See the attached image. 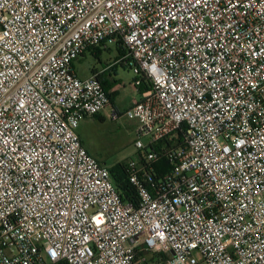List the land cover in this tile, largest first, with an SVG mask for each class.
Wrapping results in <instances>:
<instances>
[{
    "label": "built area",
    "instance_id": "1",
    "mask_svg": "<svg viewBox=\"0 0 264 264\" xmlns=\"http://www.w3.org/2000/svg\"><path fill=\"white\" fill-rule=\"evenodd\" d=\"M119 41L124 112L71 67ZM106 108L135 202L78 135ZM62 262L264 264V0H0V264Z\"/></svg>",
    "mask_w": 264,
    "mask_h": 264
},
{
    "label": "rangeland",
    "instance_id": "2",
    "mask_svg": "<svg viewBox=\"0 0 264 264\" xmlns=\"http://www.w3.org/2000/svg\"><path fill=\"white\" fill-rule=\"evenodd\" d=\"M107 48L102 50L96 59L92 54L85 53L84 56L75 60V68L79 76L89 73V69L93 67L99 68V61H112L116 54L115 45L107 42ZM119 75L116 84L123 85L124 88L118 89L114 96V104L119 112H124L131 107L134 99L140 97L139 93L132 87L134 74L128 69L118 68ZM106 119L100 124H92L88 126L86 123L82 125V136L86 144L92 150V155L100 164L111 168L119 163H127L131 159H137L138 151L134 147L136 140L134 134V122L121 119L116 123H112L107 119V111L102 112ZM110 132H113L110 134ZM143 144L147 143L146 139H141ZM201 264H204L201 262Z\"/></svg>",
    "mask_w": 264,
    "mask_h": 264
},
{
    "label": "crops",
    "instance_id": "3",
    "mask_svg": "<svg viewBox=\"0 0 264 264\" xmlns=\"http://www.w3.org/2000/svg\"><path fill=\"white\" fill-rule=\"evenodd\" d=\"M105 48H107L106 46H103V47H100V50H105ZM87 53H90L92 54L93 52L90 51V52H87ZM93 55V54H92ZM117 54H115L112 58V61H106V62H101L99 61V68L97 67H93L91 69H89V73L87 75H84V76H79V74L77 73V70L75 68V64L76 62L73 61L72 62V70L74 71V73L79 77V78H82V79H86L88 77H90L91 75H96L97 78L99 77V81L100 83L104 86V88L107 90V92L109 93V96H110V101H111V105L116 109L115 107V104H114V96H115V93L118 91V89L120 88H124L123 85H120V84H116V79H117V76L119 75L118 73V68H125L123 66V64L121 63L120 60H116L115 61V57H116ZM94 56V55H93ZM99 56V55H98ZM95 57V56H94ZM94 71V72H92ZM138 91L140 92V88L138 89ZM137 91V92H138ZM138 92V93H139ZM139 98L137 99H134L132 104L134 103V101H137ZM131 104V106H132ZM103 111H107V119L110 121L109 117H108V114H109V109L106 108L105 110ZM102 111V112H103ZM100 113L94 117H90V118H85L83 119L80 124H79V128H78V135L80 137V140H81V143L83 145V147L87 150V152L92 156L94 154H92V150L90 148V146L88 144H86V142L84 141L83 139V136H82V132H81V129H82V124L83 123H88L87 125L88 126H92V124H96L97 122L102 124L105 122V115L103 113ZM93 122V123H92ZM112 122V121H110ZM97 123V124H98ZM112 123H116V122H112ZM135 127H136V123H134V130H135ZM113 132H110V134H112Z\"/></svg>",
    "mask_w": 264,
    "mask_h": 264
},
{
    "label": "trees",
    "instance_id": "4",
    "mask_svg": "<svg viewBox=\"0 0 264 264\" xmlns=\"http://www.w3.org/2000/svg\"><path fill=\"white\" fill-rule=\"evenodd\" d=\"M102 46L103 45H101L100 47H102ZM100 47L90 49L87 52L92 51L93 52L92 54L95 56L96 59H98V55L102 51V50H100ZM115 52L117 54L115 57V61L120 60L121 63L123 64L122 61H123L124 56L126 55V50L124 49V47L120 41L118 43H116V45H115ZM82 56H84V54L81 55V57ZM123 66L126 67L124 64H123ZM92 72H94V71H92ZM97 79L99 80V77ZM102 87L105 91H107L103 85H102ZM147 88H148V84L146 82H143L142 86L140 87V91H144ZM176 141H180V136H178ZM152 149L155 151L156 150L158 151L159 147L158 146H156L155 148L152 147ZM137 157H141L140 153H138ZM152 165H153V168L159 174L170 169L169 165L167 164V161L159 155H158V159L155 162H153ZM108 170H109L111 179L113 181V184H114L116 190L118 191V193L120 194V196L122 197V199L125 201H134L135 202L136 201V192H135V189L132 187V185L128 181L126 163L116 164V165L112 166L111 168H108ZM59 264H66V263L62 262Z\"/></svg>",
    "mask_w": 264,
    "mask_h": 264
}]
</instances>
